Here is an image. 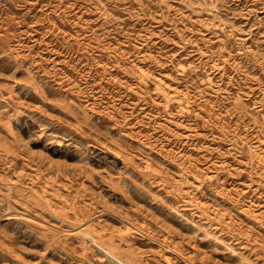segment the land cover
<instances>
[{"label": "rangeland", "instance_id": "374dc122", "mask_svg": "<svg viewBox=\"0 0 264 264\" xmlns=\"http://www.w3.org/2000/svg\"><path fill=\"white\" fill-rule=\"evenodd\" d=\"M0 264H264V0H0Z\"/></svg>", "mask_w": 264, "mask_h": 264}]
</instances>
